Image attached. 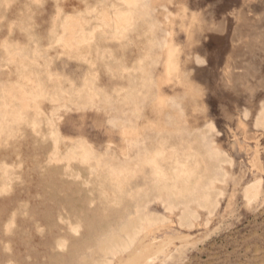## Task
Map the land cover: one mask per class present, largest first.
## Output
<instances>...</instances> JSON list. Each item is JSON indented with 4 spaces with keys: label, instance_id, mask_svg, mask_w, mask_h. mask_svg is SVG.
I'll use <instances>...</instances> for the list:
<instances>
[{
    "label": "rangeland",
    "instance_id": "obj_1",
    "mask_svg": "<svg viewBox=\"0 0 264 264\" xmlns=\"http://www.w3.org/2000/svg\"><path fill=\"white\" fill-rule=\"evenodd\" d=\"M136 214L150 264H264V0H0V264Z\"/></svg>",
    "mask_w": 264,
    "mask_h": 264
},
{
    "label": "bare ground",
    "instance_id": "obj_2",
    "mask_svg": "<svg viewBox=\"0 0 264 264\" xmlns=\"http://www.w3.org/2000/svg\"><path fill=\"white\" fill-rule=\"evenodd\" d=\"M259 160L260 159H258L257 157V159L253 161L254 164L260 166ZM143 209L144 208H142V210ZM134 220L136 222L128 225L123 231L120 230V232L122 231L121 233H114L113 236L110 235V238L108 237L106 240L104 239L105 241H100L101 245L99 247V252L103 254L104 260L98 262L93 261L94 263L91 262L92 264H111L109 262L110 259H113V264H150L151 262L154 263V260L157 256L156 250L159 245V240L157 238L151 237L152 235H154L157 226H159L158 222H156L157 220L153 221L151 220V218L149 219V216L146 219L139 214H136Z\"/></svg>",
    "mask_w": 264,
    "mask_h": 264
}]
</instances>
